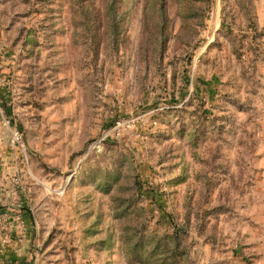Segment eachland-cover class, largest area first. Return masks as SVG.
<instances>
[{"label":"rangeland","instance_id":"1","mask_svg":"<svg viewBox=\"0 0 264 264\" xmlns=\"http://www.w3.org/2000/svg\"><path fill=\"white\" fill-rule=\"evenodd\" d=\"M7 247L264 264V0H0Z\"/></svg>","mask_w":264,"mask_h":264},{"label":"crops","instance_id":"2","mask_svg":"<svg viewBox=\"0 0 264 264\" xmlns=\"http://www.w3.org/2000/svg\"><path fill=\"white\" fill-rule=\"evenodd\" d=\"M10 247H7L6 249L0 248V264H16L15 257L10 254Z\"/></svg>","mask_w":264,"mask_h":264},{"label":"trees","instance_id":"3","mask_svg":"<svg viewBox=\"0 0 264 264\" xmlns=\"http://www.w3.org/2000/svg\"><path fill=\"white\" fill-rule=\"evenodd\" d=\"M109 14H111V18L113 20L114 19V10L113 9L112 10H109ZM113 26H114V24H113Z\"/></svg>","mask_w":264,"mask_h":264}]
</instances>
